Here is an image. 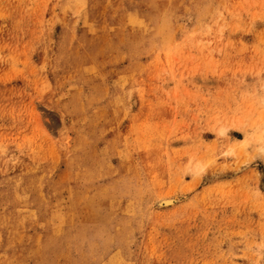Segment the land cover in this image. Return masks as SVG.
I'll list each match as a JSON object with an SVG mask.
<instances>
[{
    "label": "rangeland",
    "instance_id": "1",
    "mask_svg": "<svg viewBox=\"0 0 264 264\" xmlns=\"http://www.w3.org/2000/svg\"><path fill=\"white\" fill-rule=\"evenodd\" d=\"M0 264H264V0H0Z\"/></svg>",
    "mask_w": 264,
    "mask_h": 264
},
{
    "label": "bare ground",
    "instance_id": "2",
    "mask_svg": "<svg viewBox=\"0 0 264 264\" xmlns=\"http://www.w3.org/2000/svg\"><path fill=\"white\" fill-rule=\"evenodd\" d=\"M161 205V204H160Z\"/></svg>",
    "mask_w": 264,
    "mask_h": 264
}]
</instances>
